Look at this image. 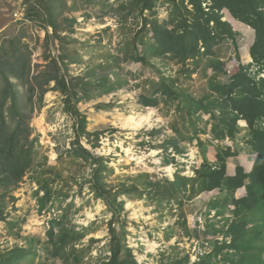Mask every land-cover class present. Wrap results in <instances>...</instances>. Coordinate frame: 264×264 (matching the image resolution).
Masks as SVG:
<instances>
[{
  "label": "rangeland",
  "instance_id": "obj_1",
  "mask_svg": "<svg viewBox=\"0 0 264 264\" xmlns=\"http://www.w3.org/2000/svg\"><path fill=\"white\" fill-rule=\"evenodd\" d=\"M46 1L0 0L1 21L7 25L6 30L0 32V45L13 38H21L27 43L32 49L33 73H39L48 66L51 57L65 67L61 59L65 56L71 77H84L91 71L87 78L93 82L107 76L124 81V87L115 92L102 93L94 99L77 103L78 111L88 117L87 130L94 133L89 138L83 136L82 143L108 160L106 181L112 191L133 185L145 191L142 198L120 196L125 208L120 214V222H115L119 229L125 221L126 245L138 263L178 264L187 256L193 263L202 254L211 252L213 240L224 239L223 232L213 240L207 236L212 226L225 231L234 218V205L226 203L225 198L245 196L246 189L228 191L226 195H219L218 190L212 194L204 191L189 198L191 184L184 185L185 182L181 181L176 186L172 185L171 190L176 188L174 198L166 196L161 199L157 193L171 186L169 180L174 181L178 175L196 176V169L204 161L210 166H219L221 161L217 153L224 156L227 148L237 153L225 157L228 175L235 174L237 165H243L250 172L254 162L247 140L248 124L240 119L241 130L234 139L215 140L212 132L214 121L210 114L202 112V118L196 120L189 117L180 102L159 96V107H146L139 102V95L149 88L151 90L150 80L157 81L158 75L163 74L175 78L180 89L194 98L216 96L210 84L219 74L210 64L212 56L200 54L183 62L153 58L151 67H144L139 62L128 63L121 47L131 40L141 25L138 9L122 11L120 4L126 0H95L93 3L90 0H61L56 3V23L60 29L57 36L47 25ZM34 5L39 9V15L35 19H26ZM23 6L26 8L24 17H16L15 11ZM169 11L170 5L161 1L157 15L147 11L146 14L150 18L167 20ZM233 27L235 38L225 39L215 48L214 54L223 58L229 74L239 65L238 55L240 63L252 65V69L257 70L249 54L255 38L254 30L239 21ZM109 61L113 65L107 68L106 62ZM37 64H40L39 68ZM79 80L80 84L87 81L86 78ZM54 85L55 81H52L41 108L37 104L31 113L34 130L30 139L39 138L35 147L40 152L38 161L42 162V168L50 166L61 172L60 179L53 185L55 190L63 187L70 197L60 206L49 203L41 209L36 195L38 185L32 175L13 183L5 199L4 216H7L0 218V256L21 246L30 249L31 254L19 264H63L62 259L50 256L46 247L52 219L64 215V225L68 229L84 233L74 246L79 250L85 249L79 264H96L111 254L109 223L113 214L105 201L96 198L85 183L91 177V167L79 166L65 154L75 139L76 114L66 110L64 95L52 89ZM193 124L198 133H194ZM195 135L197 137L193 141L187 139ZM172 139L183 152H175L173 144L169 143ZM198 140L205 142L204 149ZM59 153L63 154L62 160L58 159ZM44 157L48 158L47 163ZM42 194L40 192L39 195ZM216 201L222 204L218 210L211 208ZM254 217H250V227L259 223ZM58 230L56 227L55 231ZM198 230L204 231V237L199 236ZM69 250L71 248L68 247L67 253ZM213 262L227 264L215 259Z\"/></svg>",
  "mask_w": 264,
  "mask_h": 264
},
{
  "label": "trees",
  "instance_id": "obj_2",
  "mask_svg": "<svg viewBox=\"0 0 264 264\" xmlns=\"http://www.w3.org/2000/svg\"><path fill=\"white\" fill-rule=\"evenodd\" d=\"M59 1L61 0H55V3L54 0L46 1L47 25L53 28L57 36L60 29L56 23V3ZM161 1L170 5L167 20L150 18L146 11L157 15L158 3ZM35 6L30 8L29 12L32 14L28 15V12L26 19L37 18L39 9ZM120 7L122 11L133 12L138 9L142 18L134 36L121 47L125 61L139 62L144 67H151L153 58L164 57L183 62L202 54L212 56L210 64L219 74L210 84L216 96L194 98L180 89L175 78L159 73L161 75H158L157 81L150 80L151 90L149 88L139 95L141 104L155 108L159 107L161 99H172L180 102L189 117L196 120L202 118V112L210 114V119L214 121L212 132L215 140L234 139L241 130L238 124L240 119L245 120L249 128L247 140L254 162L250 172L242 165H237L235 174L228 175L225 157L237 153L227 148L224 156L217 153L221 161L219 166H210L204 161L196 169V176L178 175L174 181L169 180L171 186L158 191L161 199L166 196L174 198L176 188L171 190L172 185L176 186L181 181L185 182L184 185L188 182L191 184L189 198L204 191L212 194L218 190L219 195H226L228 191L235 192L242 187L246 189L245 196L225 198L226 203L234 205V218L226 230H218L212 226V233L207 236L213 240L223 232L224 239L213 240L211 252L202 254L193 263H190L187 256L178 264H214V259L227 264H264V75L259 77L261 73L264 74V0H126ZM237 21L250 26L255 32L249 54L257 70H253L252 65H246L242 61L240 63L238 55L236 59L239 65L229 74L224 60L214 54V50L225 39L235 38L233 25ZM47 37L50 35L47 34ZM0 52V218L5 219L7 216H4V210L6 196L11 190L9 187L27 175H32L33 181L38 185L36 195L41 209L49 203L60 206L70 197V193L63 187L55 190L53 185L60 179L61 172L50 166L47 169L42 168V162L38 161L40 152L35 147L39 138L35 136L30 139L34 130L31 126V113L37 108V104L41 108L46 93L51 90L49 85L55 81L51 88L61 91L66 110L76 114L75 139L65 154L73 163L91 167V177L85 183L96 198L105 201L113 214L109 223L111 254L101 258L96 264H139L132 250L126 245L125 221L120 224L119 229L115 222H120V214L125 208L124 200H120V196L142 198L145 191L135 185L112 191L106 181L108 160L82 143L83 136L89 138L94 133L87 130L88 117L76 108L77 103L82 100H91L102 93L110 94L123 88L124 81L107 76L93 82L87 78L91 71L84 77H71L67 71L68 62L65 61V56H61L65 67L51 57L48 66L39 73H33L32 49L21 38H13L1 44ZM106 64L107 68L113 65L110 61ZM36 66L39 68L40 64ZM84 78L87 81L80 84L79 79ZM193 125L194 133H198V128ZM196 137L197 135L189 136L187 139L193 141ZM172 140L169 143L173 144L175 152H183L177 142ZM198 143L205 148V142L198 140ZM62 156L59 153L58 159L62 160ZM44 160L47 163L48 158L44 157ZM40 192H43L42 196L39 195ZM11 198L15 200L14 196ZM220 206L222 204L216 201L211 208L218 210ZM251 216L259 220L254 227H250ZM64 219V215L52 219L46 250L55 259H62L63 264H79L84 258L85 249L79 250L74 246L84 233L68 229L64 225ZM56 227L59 228L57 232ZM68 247L71 250L67 253ZM30 254V249L14 247L0 256V264H19Z\"/></svg>",
  "mask_w": 264,
  "mask_h": 264
},
{
  "label": "crops",
  "instance_id": "obj_3",
  "mask_svg": "<svg viewBox=\"0 0 264 264\" xmlns=\"http://www.w3.org/2000/svg\"><path fill=\"white\" fill-rule=\"evenodd\" d=\"M2 17L0 16V32H3V31H5L6 30V28H7V25L6 24H3L2 23ZM223 59V58H222ZM243 121H245V120H243ZM251 155V154H250ZM251 157H252V155H251ZM253 160V159H252ZM243 166V165H242ZM244 167V166H243ZM252 167H253V165H252ZM252 169V168H251ZM246 170V169H245ZM247 171V170H246ZM251 171V170H250ZM247 172H249V171H247ZM210 194V193H209ZM198 232V234H199V236H201V237H204V231H202V230H198L197 231Z\"/></svg>",
  "mask_w": 264,
  "mask_h": 264
},
{
  "label": "built area",
  "instance_id": "obj_4",
  "mask_svg": "<svg viewBox=\"0 0 264 264\" xmlns=\"http://www.w3.org/2000/svg\"><path fill=\"white\" fill-rule=\"evenodd\" d=\"M24 11L26 12V8L23 6L20 10L15 11V16L18 18L24 17Z\"/></svg>",
  "mask_w": 264,
  "mask_h": 264
},
{
  "label": "clouds",
  "instance_id": "obj_5",
  "mask_svg": "<svg viewBox=\"0 0 264 264\" xmlns=\"http://www.w3.org/2000/svg\"><path fill=\"white\" fill-rule=\"evenodd\" d=\"M28 15H30V13H29ZM263 75H264V74H263Z\"/></svg>",
  "mask_w": 264,
  "mask_h": 264
},
{
  "label": "water",
  "instance_id": "obj_6",
  "mask_svg": "<svg viewBox=\"0 0 264 264\" xmlns=\"http://www.w3.org/2000/svg\"><path fill=\"white\" fill-rule=\"evenodd\" d=\"M31 15V14H30Z\"/></svg>",
  "mask_w": 264,
  "mask_h": 264
}]
</instances>
